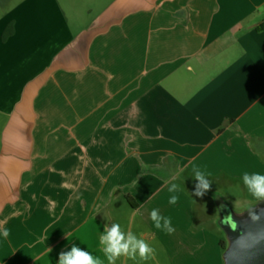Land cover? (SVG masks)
I'll use <instances>...</instances> for the list:
<instances>
[{"label": "crops", "instance_id": "1", "mask_svg": "<svg viewBox=\"0 0 264 264\" xmlns=\"http://www.w3.org/2000/svg\"><path fill=\"white\" fill-rule=\"evenodd\" d=\"M263 24L264 0H0V264L103 260L112 223L155 249L141 264H224L232 206L199 213L192 174L260 201Z\"/></svg>", "mask_w": 264, "mask_h": 264}, {"label": "clouds", "instance_id": "2", "mask_svg": "<svg viewBox=\"0 0 264 264\" xmlns=\"http://www.w3.org/2000/svg\"><path fill=\"white\" fill-rule=\"evenodd\" d=\"M192 177L196 181L194 195L202 197L211 187V180L199 169L194 168ZM242 182L251 196L257 200L264 201V174L245 172L242 176ZM177 185L172 184L168 191L175 193ZM179 197L171 195L169 204H176ZM252 219H258L253 213ZM150 219L156 229L172 234L175 229L169 217L162 216L159 209H153L150 212ZM4 237L9 235L8 229L2 232ZM99 243L102 246L104 259L93 256L88 250H82L80 247L73 245L69 251L59 254L58 264H116L120 257H126L136 264L146 262L154 258L155 249L150 246L144 239L139 238L131 231L125 232L118 223H112L110 226L105 225L102 234L99 236ZM51 249H49V252Z\"/></svg>", "mask_w": 264, "mask_h": 264}, {"label": "water", "instance_id": "3", "mask_svg": "<svg viewBox=\"0 0 264 264\" xmlns=\"http://www.w3.org/2000/svg\"><path fill=\"white\" fill-rule=\"evenodd\" d=\"M218 224L226 242L224 264H264V201L241 212L222 204Z\"/></svg>", "mask_w": 264, "mask_h": 264}, {"label": "rangeland", "instance_id": "4", "mask_svg": "<svg viewBox=\"0 0 264 264\" xmlns=\"http://www.w3.org/2000/svg\"><path fill=\"white\" fill-rule=\"evenodd\" d=\"M231 192L233 194H236V193L242 194L241 189L236 190L235 192H233V191H231ZM231 192L217 190L211 186L210 189L207 192H205V194H204L205 197L200 198V197L195 196L197 211L199 212V209H200V206L202 205V202L204 203L205 210L208 212V214L209 213L218 214L216 207H217V204H220V202H226L227 201L232 207L237 206V205H235L234 199L230 198L231 194H232ZM220 235L225 240L224 234L222 232H220Z\"/></svg>", "mask_w": 264, "mask_h": 264}, {"label": "trees", "instance_id": "5", "mask_svg": "<svg viewBox=\"0 0 264 264\" xmlns=\"http://www.w3.org/2000/svg\"><path fill=\"white\" fill-rule=\"evenodd\" d=\"M259 30H264V24L259 28ZM220 243H221L222 248L225 250L226 248L225 240H222Z\"/></svg>", "mask_w": 264, "mask_h": 264}]
</instances>
